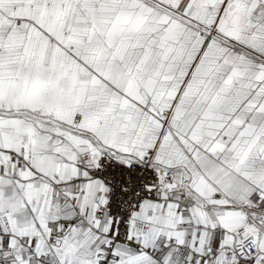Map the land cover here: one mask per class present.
I'll return each mask as SVG.
<instances>
[{"label":"snow or ice","instance_id":"1","mask_svg":"<svg viewBox=\"0 0 264 264\" xmlns=\"http://www.w3.org/2000/svg\"><path fill=\"white\" fill-rule=\"evenodd\" d=\"M0 264H264V0H0Z\"/></svg>","mask_w":264,"mask_h":264}]
</instances>
